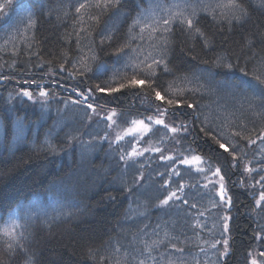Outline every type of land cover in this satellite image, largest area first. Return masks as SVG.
Returning <instances> with one entry per match:
<instances>
[{"label": "trees", "instance_id": "obj_1", "mask_svg": "<svg viewBox=\"0 0 264 264\" xmlns=\"http://www.w3.org/2000/svg\"><path fill=\"white\" fill-rule=\"evenodd\" d=\"M141 2L146 7L151 0H124L122 12L105 16L97 33L106 25L114 37L121 38L127 30L126 15H134L133 9ZM76 3L77 0H13L12 5L0 13V46H5L6 40L13 39L20 53L13 56L10 44L5 51H0V75L13 77L9 81L0 80V228L17 220L23 226L25 239L22 243L27 249H17L10 256L0 242V260L3 264H98L99 257L93 260L88 255L90 248L99 249L100 255L107 256L117 245L125 248L135 245L132 236L144 229L145 225H148L145 229L148 237L152 236L153 229L159 231L157 225H160L171 235L179 236L181 241L187 240L189 259L198 256L202 264H212L216 259L213 255L215 250L201 245L208 248L205 257L193 243L195 235L192 225L195 219L187 215L182 207L161 209L156 206L161 183L156 171L163 170L162 162L155 161V158L153 162H146L141 170L144 178L138 179V165L125 168L118 159L115 146L109 148L106 142L92 140L93 136L104 134L103 123L97 126L95 118L89 123L84 119L82 109L70 103L67 108L64 106L63 101L74 95L71 93L72 87L83 88L107 80L111 69L121 68L122 62L117 63L115 56L100 53L101 61L109 71L102 75L94 70L87 78H74L67 72L49 77L46 75L49 68L47 63L44 68L36 66L52 61L54 67L60 62L63 51H68L73 60L81 55L74 40L71 45L65 43V33L72 32L74 8L71 6ZM250 3L251 19L230 33H221L210 19H202V26L206 25V30L216 33L212 48L205 49L198 38L193 40L178 32L169 56L174 74L161 75V83L175 80L177 85L181 83L179 78L185 75L190 80L201 77L198 82L202 86L201 93L194 99L199 101L203 106L202 111L209 116L219 114L224 108L229 111L241 110L242 103L247 109L243 97L227 85L239 84L242 79L251 78L244 77L239 71L247 56L253 53L264 56V43H261L264 39V11L257 7V0H250ZM29 14L37 20V25L25 37L22 21ZM249 36L255 41L252 51L244 49L241 55V48ZM28 43H32V48H28ZM193 48L195 51H192ZM229 50L241 56L240 64H234L232 69L217 68L203 62L211 61L218 53ZM37 51L42 59L32 55ZM84 51L87 53L86 48ZM109 51L111 49L105 50ZM193 55L196 59H192ZM13 60L17 62L19 71L8 67ZM209 67L211 78L208 75ZM251 67L252 62L249 61L248 68ZM33 78L46 82L52 79L58 81V84L44 85L50 89L52 97L46 103L37 96L28 100L17 95L21 87L36 92L35 85L22 83L24 79ZM52 93L56 95L52 96ZM117 95L118 101L101 97V103L118 102L121 109L133 115L143 112L139 98L131 91ZM249 119H252L250 115ZM199 143L202 151L212 154L213 146L203 141ZM231 179L236 180L237 177L232 176ZM129 188L132 191H128ZM186 191L192 202L206 203L195 189ZM230 191L234 205L230 211L233 217L230 222L231 251L228 257L222 259L224 264H248L247 253L253 247H260L253 240V231L257 223L264 224V219L250 211L253 198L249 192L254 190L235 186ZM214 212L218 213L219 210L202 218V222L203 219L207 220L208 228L217 223V229L213 230L216 235L211 237L213 239L219 238ZM195 231L204 239L210 238L207 231Z\"/></svg>", "mask_w": 264, "mask_h": 264}, {"label": "snow or ice", "instance_id": "obj_2", "mask_svg": "<svg viewBox=\"0 0 264 264\" xmlns=\"http://www.w3.org/2000/svg\"><path fill=\"white\" fill-rule=\"evenodd\" d=\"M12 2L0 0V13H4ZM123 3L124 0H77L71 6L74 8L72 32L65 33V43L71 45L74 40L81 55L73 60L68 51H63L60 62L54 67L52 61L36 66L44 68L47 63L49 68L46 75L49 77L67 72L74 78H87L94 70L102 75L109 71L101 61L100 53L115 56L117 63L122 62L121 68L111 69L107 80L83 88L72 87L71 93L74 95L63 101L65 108L70 103L83 110L84 119L89 123L93 118H96L97 126L103 123L104 134L95 135L92 140L106 142L109 148L115 146L118 159L125 168L138 165V179L144 178L141 170L146 162H153V158L162 162L163 170L156 171V176L161 178L156 206L161 209L182 207L187 215L195 219L192 225L195 235L193 243L199 253L206 257L208 248L214 249L216 259L212 264H224L222 258L229 256L232 239L230 222L233 217L230 211L234 205L230 188L239 186L254 190L249 192L253 198L250 211L264 219V56L255 53L247 56L239 71L244 77L251 78L242 79L239 84L227 85L247 102V109L242 103V111L237 110L239 116L237 111L227 108L212 116L205 114L203 106L194 99L201 93L199 76L190 80L185 75L179 78L180 85L175 80L161 83L160 79L162 74H174L169 56L178 32L193 40L198 38L205 49L212 48L216 33L206 30L207 26H202V19H210L219 32L230 33L248 23L252 4L250 0H151L146 7L143 2L136 4L134 15H126L127 30L121 38L114 37L106 25L97 33L103 18L110 13L119 15ZM257 7L264 11V0H257ZM22 23L27 37V33L35 29L37 20L29 14ZM254 43L251 36L247 37L241 55L244 49L251 52ZM261 43H264V39ZM9 44L12 55L18 56L19 49L13 39L6 40L5 46H0V51H5ZM27 46L32 48V43ZM106 49L111 51L105 52ZM32 55L42 59L38 51ZM192 59H196V56L193 55ZM240 61L241 56L229 50L218 53L211 61L203 62L217 68L232 69ZM249 61L252 62L251 69L248 68ZM16 65L17 62L13 60L8 67L19 71ZM208 75L211 78V67ZM11 79L13 77L9 75H0V80ZM22 83L35 85L36 92L21 87L17 95L28 100L37 96L46 103L52 97L50 89L44 85L58 84V81L52 79L46 82L33 78L24 79ZM188 84L194 86L187 87ZM126 91L139 98L143 112L133 115L121 109L118 102L101 103V97L118 101L117 94ZM55 95L52 93V96ZM249 115L252 119H249ZM188 116L191 119H185ZM199 141L213 146L212 154L202 151ZM232 176L237 179L232 180ZM190 189H195L206 203L192 202L186 191ZM214 210H219L216 216L219 238L215 239L211 237L216 235L213 230L217 229V223L208 228L207 220L203 219L202 222V218L211 216ZM22 227L17 220H12L0 228V242L10 256L17 249L27 251L22 243L25 239ZM147 228L148 225H145L144 229L132 236L135 245L127 248L117 245L107 256L100 255L99 249L90 248L88 255L93 260L99 257L98 264H202L198 256L188 258L187 240L181 241L179 236L171 235L160 225H157L160 230L153 229L152 236L148 237ZM197 229L209 232L210 238L204 239L195 231ZM253 240L260 247H253L247 253L248 264H264V224L257 223ZM201 245H208V248ZM0 264H3L2 260Z\"/></svg>", "mask_w": 264, "mask_h": 264}, {"label": "rangeland", "instance_id": "obj_3", "mask_svg": "<svg viewBox=\"0 0 264 264\" xmlns=\"http://www.w3.org/2000/svg\"><path fill=\"white\" fill-rule=\"evenodd\" d=\"M95 119H96V118H95ZM214 214L217 216L218 213H215V212H214Z\"/></svg>", "mask_w": 264, "mask_h": 264}]
</instances>
